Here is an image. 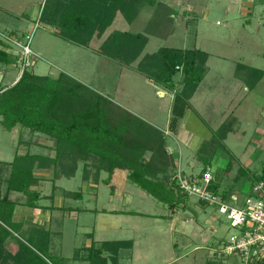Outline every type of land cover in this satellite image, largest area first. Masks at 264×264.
Instances as JSON below:
<instances>
[{
  "label": "rangeland",
  "instance_id": "374dc122",
  "mask_svg": "<svg viewBox=\"0 0 264 264\" xmlns=\"http://www.w3.org/2000/svg\"><path fill=\"white\" fill-rule=\"evenodd\" d=\"M44 1L0 0V39L18 59L16 65H2L0 74L4 77L0 85H10L24 67L41 75L57 76L64 71L153 125L167 127L170 112L166 107L160 108L159 101L163 100L157 94L158 88L149 85L147 77L139 70L123 67L119 60L94 51L104 35L94 38L89 46H83L55 34L54 27L40 21ZM165 1L175 6L172 13L175 20L173 34H148L150 40L145 52H154L161 46H175L197 47L210 53V72L200 92L195 95L194 108L188 107L179 119L180 129L185 132L176 135L175 152L178 154L181 149L183 167L188 155L198 154L207 159L209 155H215L212 170L221 183L218 192L233 191L243 200L253 186L251 176L254 175L251 173L264 167V77L249 89L235 73L238 63L264 69V0ZM164 9L160 6L157 18ZM156 19L153 8L142 6L133 23L119 13L106 32L115 29L146 32L148 26L154 27ZM14 39L29 44L35 54L24 58V48ZM176 77L179 79L180 75ZM233 111L239 119L233 121V131L228 133L222 144L217 130ZM259 134L263 135V141L258 140ZM31 138L42 145L47 143L44 137L32 136L20 125L11 131L0 125V160L11 161L17 152L24 153L30 149L49 152L36 145L30 148L24 141ZM169 143L173 142L170 140ZM253 152L256 159L245 169V163L252 158ZM205 165L201 162L195 165L193 171L187 167L184 171L188 174L201 173ZM240 166L246 174L236 178ZM105 177L107 173L103 172L102 178ZM51 180L50 173L44 175L42 192L58 195V204L65 202L69 205L62 211H55L49 224V254L54 261L65 257L64 264H90L83 258L74 259L73 255L76 251L81 257L87 255L89 233L97 227L95 240L98 243L135 241L133 249L128 246L121 248L118 264H244L237 255L226 256L221 252L222 242L236 232L227 216L195 197L183 194L173 220H168L154 215H171L173 212L169 205L131 182L125 173L118 175L113 184V181L110 184H92L82 179L80 165L74 177H62L55 181V186L58 184L56 189ZM92 188L98 192L97 196ZM65 190L81 191L83 197L66 196L63 200ZM112 191L118 192L109 202ZM12 197L26 200L21 193H13ZM47 199L44 196L41 204H50ZM21 207L17 214L19 219L25 218L28 208L23 203ZM98 208L121 212L97 214ZM123 210L138 213H125ZM16 246L15 240L8 242L10 250L15 251Z\"/></svg>",
  "mask_w": 264,
  "mask_h": 264
},
{
  "label": "trees",
  "instance_id": "16d2710c",
  "mask_svg": "<svg viewBox=\"0 0 264 264\" xmlns=\"http://www.w3.org/2000/svg\"><path fill=\"white\" fill-rule=\"evenodd\" d=\"M158 4L157 0H45L40 21L54 27L55 34L61 38L89 46L94 38L105 34L119 12L129 23H133L142 6L153 8ZM164 10L154 27L148 26L146 32L113 30L97 51L126 66L135 65L155 84L172 90L174 101L170 129L176 130L180 117L190 106L191 98L208 72L209 53L197 47L175 46H161L154 52H145L149 33L162 36L169 35L173 30L172 9L165 7ZM17 62V57L7 50L0 39V68L3 64L10 66ZM177 75H180L179 79ZM235 75L252 89L264 77V69L238 63ZM234 120L231 115L218 128L222 144L228 133L233 131ZM0 125L8 131L20 125L32 136L50 141L45 146L48 153L32 152L30 149L24 153L17 152L11 161L0 160V264L66 262L65 257L57 261L50 258L49 228L16 219L22 203L28 207L38 206L43 197L38 186L45 174L50 173L55 188L57 179L74 177L80 165L82 179L92 183L110 184L116 169L127 170L131 182L169 205L173 213L162 216L167 219L173 218L175 208L182 200L184 193L175 189L172 180L177 165L174 155L167 148L164 130L64 71L57 76L41 75L24 67L13 84L0 85ZM24 142L30 148L41 146L38 140L32 138ZM214 156L206 158L207 161L211 162ZM103 172L107 173V177L102 178ZM238 172L236 178L246 174L242 168ZM251 178L252 184L260 178L264 179V168L261 174ZM211 186L218 191L220 182L213 179ZM13 193L23 194L26 200L13 198ZM64 193L76 198L82 196L81 191L65 190ZM234 194L237 193H222L225 199ZM12 239L17 244L15 251L8 247ZM132 245V240L93 242L86 247V256L81 257L76 251L73 258H83L90 264H118L119 250Z\"/></svg>",
  "mask_w": 264,
  "mask_h": 264
},
{
  "label": "built area",
  "instance_id": "2783aa9c",
  "mask_svg": "<svg viewBox=\"0 0 264 264\" xmlns=\"http://www.w3.org/2000/svg\"><path fill=\"white\" fill-rule=\"evenodd\" d=\"M15 41L24 48V58L35 54L29 44ZM165 134L169 135V131ZM213 179V170L209 166L202 174H188L177 167L172 176L175 186L184 194L214 206L227 216L236 232L222 242L221 252L224 255H237L244 264H264V179H258L243 200L237 194L225 199L222 193L212 188Z\"/></svg>",
  "mask_w": 264,
  "mask_h": 264
},
{
  "label": "crops",
  "instance_id": "0c3cea01",
  "mask_svg": "<svg viewBox=\"0 0 264 264\" xmlns=\"http://www.w3.org/2000/svg\"><path fill=\"white\" fill-rule=\"evenodd\" d=\"M157 1H159L160 2V4H158V5H155L154 7H153V17H155V19L157 18V16H158V13H159V11H156L157 9H159L160 8V6L161 7H163V8H165V7H170V9H172V12H174V10H173V8H175V6H173L169 1H165V0H157ZM172 7V8H171ZM120 13V12H119ZM118 13V14H119ZM117 14V15H118ZM156 15V16H155ZM117 17V16H116ZM156 20H158V19H156ZM115 21V20H114ZM173 21H174V24H175V20H174V18H173ZM114 23V22H113ZM113 25V24H112ZM112 26H110V28H111ZM174 28L175 27H173V30H172V32L170 33V35L171 34H173V31H174ZM108 31V30H107ZM112 32V31H111ZM111 32H109V33H107L106 34V36H105V34H104V36L102 37V40H101V42H100V44L102 43V41L111 33ZM151 34L152 33H149V35L151 36ZM150 36H149V40H150ZM99 44V45H100ZM98 47L99 46H97L96 48H94L93 50L94 51H96L97 53H99L98 51H97V49H98ZM183 48H187V47H183ZM209 59H210V53H209V58H208V61H209ZM121 63V62H120ZM121 65L123 66V67H126V68H128V67H130V66H126V65H124V64H122L121 63ZM207 65H208V62H207ZM135 66V65H134ZM134 66H131L130 68H132V69H136ZM209 72H210V67H209V65H208V72H207V74H206V76H205V78L203 79V81L200 83V85H199V87H198V89L196 90V92H195V94L193 95V97L191 98V100H190V106H189V108H194V103H193V101L196 99V94L198 93V92H200V88L202 87L201 85L204 83V81H205V79H206V77L208 76V74H209ZM21 74V73H20ZM20 76V75H19ZM19 76L16 78V80L19 78ZM2 77V78H1ZM3 77L4 76H1V74H0V83H1V80L3 79ZM239 79V78H238ZM15 80V81H16ZM15 81H13L11 84H13ZM239 81L240 82H243L241 79H239ZM147 83L149 84V85H152V86H156L158 89H157V94H159V96L161 97V99L163 100V102L162 101H159L160 103H159V106H160V108H165L166 107V109H168V112H170V116L168 117V125H167V127H165V128H161L162 130H164V132L165 131H169V135L168 134H166V137H167V148H168V150H169V152L170 153H172L173 155H174V157H175V163H176V165H177V167H180L183 171H184V169H186L185 167H187V168H189V169H191V171H193V168L195 167V165H200V163L201 162H205V166H204V168L205 167H211L212 168V164H213V162L215 161V156L213 157V159L211 160V162L210 161H207V159H206V157H200L198 154H196V156L194 155V156H192V157H189V155L188 156H186V161H185V167H183L182 166V164H181V154L182 153H180L181 152V149H180V152L177 154L176 152H175V148H176V146H175V144H174V141H176V142H178V140H176L177 139V137H176V135L177 134H179V133H184L185 131L184 130H182V129H180V124H179V122H178V125H177V129L176 130H171L170 129V120H171V116H172V105H173V101H174V92L172 91V90H169V89H167V88H164V87H162V86H159V85H157V84H155L152 80H150L149 78H147ZM244 83V82H243ZM167 98H168V100H167ZM154 108V107H153ZM232 116H234V118L235 119H239L236 115H234V111H233V114H231ZM239 121V120H238ZM264 132V130H262V133ZM260 135V134H259ZM263 135H264V133H263ZM263 135L261 134L260 135V137L258 138V140L259 141H263L261 138L263 137ZM172 138L174 139V140H172ZM176 138V139H175ZM188 139H189V137H188ZM170 140L173 142V143H169L170 142ZM47 143H50V141H48V140H45ZM47 143H45V145L47 144ZM173 144V145H172ZM41 146H39V147H42V148H46L47 149V147H45V145H42V144H40ZM48 150V149H47ZM32 151V150H31ZM32 152H42V151H32ZM198 152V151H197ZM44 153H46V152H44ZM183 155V154H182ZM210 156V155H209ZM256 159V157H255V152H253L252 153V158L250 157L248 160H247V162L245 163V169L246 168H249L248 166H251L253 163H254V160ZM204 164V163H203ZM239 168H242L243 169V167L242 166H240ZM263 168L264 167H262L260 170L258 169V171H255V172H253V173H251V174H253L254 176L255 175H259V174H261L262 173V170H263ZM244 170V169H243ZM184 172H186V171H184ZM246 172V171H245ZM106 173V172H105ZM122 173H125L126 175H127V178H128V171L127 170H123V169H116V171H115V173L113 174V177H112V184L114 183V180H115V178H117L118 177V175H120V174H122ZM192 173H194V172H192ZM214 174V173H213ZM217 178V176L214 174V179L215 180H218V179H216ZM60 179V178H59ZM59 179H57V180H59ZM56 180V181H57ZM51 183H53V181L51 180ZM87 183H90V182H87ZM92 183V182H91ZM92 184H94V183H92ZM111 184V185H112ZM221 184V183H220ZM42 185V184H41ZM41 185L40 186H38V189H40L41 190ZM58 184L56 183V186H57ZM91 187V186H90ZM52 188H53V185H52ZM56 189V188H55ZM59 189V188H58ZM58 189L56 190V191H58ZM93 189V191H94V195L95 196H97V194H98V192L96 193V190H95V188H92ZM68 191V190H67ZM41 192H42V190H41ZM118 192V191H117ZM116 191L115 192H113L112 191V195L109 197V202L111 201V198H114V197H116V195H115V193H117ZM53 193V192H52ZM124 195H125V193H123ZM150 194V193H149ZM50 195H52V194H50ZM49 194H47V193H44V192H42V196L44 197H46V198H48L47 199V201H51V203L49 204V203H47V204H41V202H42V198L38 201V206L37 207H28V206H26V207H28L25 211V218H17V214L19 213V209H21L22 207H21V205L18 207V210H17V214H16V219L17 220H21V219H24V220H27V221H32V222H36V223H38V224H41V225H43V226H45V227H47V228H49L50 230H51V228L49 227V224H51V222H52V219H53V216H54V212L55 211H62L63 209H65V208H67V207H69V205H66V203L64 202L63 204H58L57 203V201H58V198H57V196L58 195H56V196H50ZM129 195V194H128ZM151 195V194H150ZM153 196V195H152ZM66 196H62V198H63V200H65L66 198H65ZM68 197V196H67ZM81 197H83V194H82V196ZM62 200V201H63ZM158 201H160V200H158ZM162 202V201H161ZM164 203V202H163ZM67 206V207H66ZM21 207V208H20ZM96 211H97V214H101V213H109V212H112V213H115V214H117L118 212H121V210L120 211H118V210H116V209H112V208H103V209H96ZM123 212H135V211H130V210H128V211H124L123 210ZM136 213H138V212H136ZM141 214H143V213H141ZM148 215V214H147ZM154 215V214H153ZM153 215H149V216H153ZM154 217H162V215L161 214H158V215H154ZM168 220H173V219H168ZM96 230H97V227H95V229H94V232H91V233H89L90 234V236H89V245L87 246V247H89V246H91L92 245V243L93 242H96L97 244H100V243H98V241L97 240H95V232H96ZM173 230V229H172ZM173 233V232H172ZM94 238V239H93ZM113 241V240H112ZM133 241V245H132V247H130V248H134V246H135V241L134 240H132ZM103 242V241H102ZM174 245H175V243H174ZM121 250V249H120ZM119 250V251H120ZM119 258V257H118Z\"/></svg>",
  "mask_w": 264,
  "mask_h": 264
}]
</instances>
